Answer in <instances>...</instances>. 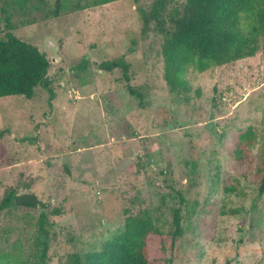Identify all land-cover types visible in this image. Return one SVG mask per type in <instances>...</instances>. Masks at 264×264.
I'll use <instances>...</instances> for the list:
<instances>
[{
    "label": "rangeland",
    "instance_id": "obj_1",
    "mask_svg": "<svg viewBox=\"0 0 264 264\" xmlns=\"http://www.w3.org/2000/svg\"><path fill=\"white\" fill-rule=\"evenodd\" d=\"M151 4L0 0V37L10 26L50 61L32 99L0 98V201L13 189L46 203L47 264H73L145 211L160 230L148 240L153 264H264V40L255 57L189 69L180 97L164 79V34L143 35ZM116 59L130 64L136 96L121 68L101 69ZM177 209L184 235L172 252ZM39 215L2 212L0 254L29 259Z\"/></svg>",
    "mask_w": 264,
    "mask_h": 264
},
{
    "label": "trees",
    "instance_id": "obj_2",
    "mask_svg": "<svg viewBox=\"0 0 264 264\" xmlns=\"http://www.w3.org/2000/svg\"><path fill=\"white\" fill-rule=\"evenodd\" d=\"M20 5L26 0H2ZM120 0H90L98 7ZM171 0H152L149 10L140 9L144 24L143 35L153 25L164 34V79L172 93L184 96L189 90L186 75L189 69L205 72L255 57L264 40V0H185L175 10ZM58 11H56V14ZM0 37V98L20 96L32 99L39 87H48L50 61L45 53L11 31ZM111 72L123 70L127 82L130 64L116 59L101 64ZM132 95H137L127 83ZM252 129L243 132L234 155L245 158V146H252ZM260 169L259 192L264 194V153ZM39 211L36 223L35 253L26 260L11 262V255L0 254V264H47L51 232L47 228V205L36 195H20L11 190L0 201V214L10 208ZM225 215V213L223 214ZM169 248L173 252L177 239L184 235L181 210L174 213ZM160 233L151 214L145 211L127 220L125 226L101 244L100 249L76 254L73 264H153L149 252V236Z\"/></svg>",
    "mask_w": 264,
    "mask_h": 264
}]
</instances>
